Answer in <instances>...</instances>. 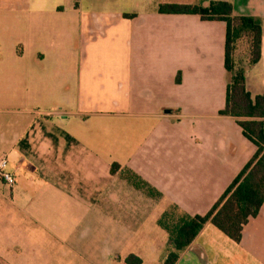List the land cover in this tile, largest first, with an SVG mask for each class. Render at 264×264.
I'll return each instance as SVG.
<instances>
[{"label": "crops", "instance_id": "crops-1", "mask_svg": "<svg viewBox=\"0 0 264 264\" xmlns=\"http://www.w3.org/2000/svg\"><path fill=\"white\" fill-rule=\"evenodd\" d=\"M210 1L0 0V264H163L162 214L220 197L256 149L219 114L224 23L157 11ZM221 1L261 20L264 68V0ZM174 264H264V201L238 243L207 222Z\"/></svg>", "mask_w": 264, "mask_h": 264}, {"label": "trees", "instance_id": "trees-1", "mask_svg": "<svg viewBox=\"0 0 264 264\" xmlns=\"http://www.w3.org/2000/svg\"><path fill=\"white\" fill-rule=\"evenodd\" d=\"M157 11L162 14H193L204 21L224 23L226 92L225 104L219 114L235 117L242 135L256 148L205 214H178L175 206L162 214L159 224L167 232L170 245L163 264H174L207 222L238 243L243 225L257 215L264 201V84L261 93L254 97L245 84L246 70L260 60L262 25L258 17L234 15L232 5L221 0L210 1L207 5L161 3ZM240 45L244 46L242 52L239 51ZM176 82H180L179 74ZM117 167V164H112L110 172L113 173ZM125 262L141 263L133 254L126 256Z\"/></svg>", "mask_w": 264, "mask_h": 264}, {"label": "rangeland", "instance_id": "rangeland-1", "mask_svg": "<svg viewBox=\"0 0 264 264\" xmlns=\"http://www.w3.org/2000/svg\"><path fill=\"white\" fill-rule=\"evenodd\" d=\"M244 46L240 45L239 51H243ZM261 80L264 81V68H261L260 65H255L250 67L247 74L248 85L251 86L250 91L252 94H259L262 90V85L260 84Z\"/></svg>", "mask_w": 264, "mask_h": 264}, {"label": "built area", "instance_id": "built-area-1", "mask_svg": "<svg viewBox=\"0 0 264 264\" xmlns=\"http://www.w3.org/2000/svg\"><path fill=\"white\" fill-rule=\"evenodd\" d=\"M7 163L5 156L0 157V180L4 184L12 186L15 182V175L7 170Z\"/></svg>", "mask_w": 264, "mask_h": 264}]
</instances>
